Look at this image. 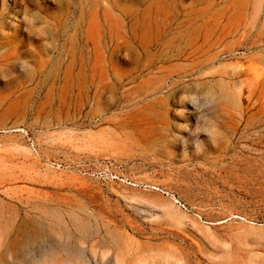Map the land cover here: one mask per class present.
<instances>
[{"label": "rangeland", "instance_id": "obj_1", "mask_svg": "<svg viewBox=\"0 0 264 264\" xmlns=\"http://www.w3.org/2000/svg\"><path fill=\"white\" fill-rule=\"evenodd\" d=\"M0 77V264H264V0H0Z\"/></svg>", "mask_w": 264, "mask_h": 264}, {"label": "clouds", "instance_id": "obj_2", "mask_svg": "<svg viewBox=\"0 0 264 264\" xmlns=\"http://www.w3.org/2000/svg\"><path fill=\"white\" fill-rule=\"evenodd\" d=\"M27 12H31L32 14L31 15L26 14L23 17L25 23L28 26L35 28L37 33L43 32L48 25L46 23H41V21L38 19V17L41 16V14L39 12H33L30 10H27ZM18 64L20 65L21 71L24 72L25 74H27L26 66L28 70H32L34 68V66L27 60H20ZM181 101H183V96L181 97Z\"/></svg>", "mask_w": 264, "mask_h": 264}]
</instances>
